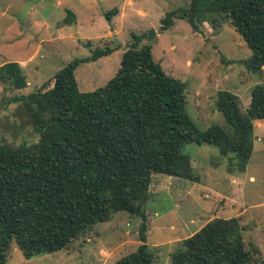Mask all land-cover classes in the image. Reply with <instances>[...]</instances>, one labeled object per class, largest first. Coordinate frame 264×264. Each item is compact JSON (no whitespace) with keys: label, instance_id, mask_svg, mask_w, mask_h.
Listing matches in <instances>:
<instances>
[{"label":"trees","instance_id":"obj_1","mask_svg":"<svg viewBox=\"0 0 264 264\" xmlns=\"http://www.w3.org/2000/svg\"><path fill=\"white\" fill-rule=\"evenodd\" d=\"M116 12L110 9L107 18ZM220 13L251 50L242 60L246 69L260 71L264 0H191L187 7L167 12L160 30L175 17L198 30L201 19ZM73 19L68 11L57 26ZM156 35L153 28L132 32L118 70L93 91L78 88L76 67L110 54L117 45L96 47L89 57L67 62L34 91L13 97L37 138L18 146L0 144V264L7 263L12 242L26 258L53 253L121 210L142 217L140 243L115 264H152L155 252L147 243L143 205L154 176L196 180L183 150L187 143L233 153L235 165L245 170L253 151V120L264 121V83L251 88L245 111L237 95L218 91L215 104L226 126L200 129L187 111L185 82L153 59ZM0 81L16 89L27 85L16 61L0 64ZM256 252L246 248L237 217H214L177 241L170 258L173 264H249Z\"/></svg>","mask_w":264,"mask_h":264},{"label":"rangeland","instance_id":"obj_2","mask_svg":"<svg viewBox=\"0 0 264 264\" xmlns=\"http://www.w3.org/2000/svg\"><path fill=\"white\" fill-rule=\"evenodd\" d=\"M191 0H0V64L19 62L26 75L25 88L0 81V144L32 143L37 135L25 123L26 111L13 97L28 94L75 58H86L96 47H114L108 55L83 61L75 69L81 91L104 85L118 70L132 32L153 28V59L163 70L184 81L187 111L198 128L226 126L216 108L217 92L238 96L241 111L250 91L264 83V68L253 73L242 60L251 50L224 14L206 16L194 30L185 18L160 30L169 11L185 8ZM116 8L110 19L106 12ZM68 11L73 22L57 26ZM89 41V46L87 45ZM146 43L147 41L144 40ZM254 144L244 171L233 153L222 155L210 144L187 143L196 180L155 175L143 205L147 243L155 252L152 264H173L170 253L177 241L190 236L214 217H237L246 248L257 252L249 264H264V121L253 120ZM142 217L117 211L105 222L93 224L68 248L23 256L12 242L6 264H115L139 240Z\"/></svg>","mask_w":264,"mask_h":264}]
</instances>
